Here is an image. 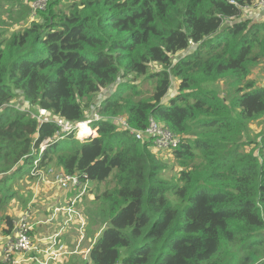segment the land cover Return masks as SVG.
<instances>
[{
	"label": "trees",
	"instance_id": "1",
	"mask_svg": "<svg viewBox=\"0 0 264 264\" xmlns=\"http://www.w3.org/2000/svg\"><path fill=\"white\" fill-rule=\"evenodd\" d=\"M253 2L73 0L63 16L50 1L37 13L43 24L0 40V214L14 187L54 163L82 183L113 184L95 189L85 216L104 228L81 264H264V159L242 150L249 125L264 121V86L248 80L264 64V22L241 18ZM140 78L153 82L148 98ZM222 80L234 90L228 102L209 87ZM116 84L85 141L59 133L57 118L85 124ZM18 94L52 120L18 110ZM117 118L137 132L153 119L181 138L176 181Z\"/></svg>",
	"mask_w": 264,
	"mask_h": 264
},
{
	"label": "rangeland",
	"instance_id": "2",
	"mask_svg": "<svg viewBox=\"0 0 264 264\" xmlns=\"http://www.w3.org/2000/svg\"><path fill=\"white\" fill-rule=\"evenodd\" d=\"M34 1H28V0H0V40H8L11 36L18 32H22L25 28L30 27L33 23L43 24V21L41 16H33L32 14H29V7L28 5L32 6L35 2ZM52 2L55 4L52 7V10L57 15H63L67 16L70 13V8L73 4V0H52ZM47 2L46 6L43 10L47 8ZM259 10H249L244 11L241 18H245L248 20H251L252 22H262L264 20H261V16L264 14V10L257 8ZM261 10V11H260ZM29 15V16H28ZM31 21H30V19ZM35 20V21H34ZM34 21V22H32ZM185 53L178 54L174 57L173 60H176L183 56ZM158 65H151L150 69L152 71H156ZM128 80H131L132 78H127ZM248 80H253L256 82L255 84H259L260 86H264V64L258 65L256 68H254L251 72L250 77ZM178 81V80H177ZM176 79H172V88L177 84ZM121 82H125V80H120ZM136 89L139 94H141L142 98H148L151 95L152 89H153V82L148 80L147 78H140L137 79L136 82ZM230 82L227 80H222L219 82H216V84H211L209 87L216 91V93L220 96V98L224 102H228V100L234 96V90L230 88ZM117 84L110 87L107 90H103L99 94V96L96 98L95 102L92 104L91 109L86 111V126L89 128V124L87 123L94 120L95 117H98L95 108L98 104H100L101 100L108 95L114 92ZM173 94V89L171 90V87L169 88V91L166 95V98L169 97V95ZM175 95V94H174ZM173 95V96H174ZM230 95V97H229ZM229 97V99H228ZM172 98V97H169ZM13 105L20 111L26 112L31 118L38 120L39 122L43 121L44 119L52 120L51 116H49L46 112L45 116L41 112L42 110H39L38 108H34L29 106L24 100L22 99L21 95L18 94V97L13 100ZM81 124V123H80ZM84 124V123H83ZM80 126L78 127L77 132L75 133V139L78 141H85L86 139H82L79 134ZM264 135V121H256L249 125V129L247 130L245 136H244V143L246 146L242 148L243 151H253L254 156L259 158L263 157L264 159V138L262 136ZM77 136V137H76ZM93 136V135H92ZM44 144H42L40 147H42ZM262 152V153H261ZM173 154V153H172ZM171 154V156H172ZM169 157L166 154H164V158H159L160 164L165 166V169L162 171V176L165 180L168 181H176L177 174L179 171V168L177 166V162L173 159V157ZM35 162H33L34 165ZM47 168L53 169L55 172H60L61 169L54 165V163H50ZM43 167V168H46ZM27 167H25V170ZM77 175V174H75ZM32 179L24 178V181L22 184L18 187H14L15 190V196L11 200L10 204L7 206V208L0 214V236L2 234V231L7 228V225L5 224L4 217L8 215L7 218L12 220V224L14 225L15 220L18 217V213H20L22 210L25 211L27 208L34 209L33 203H30L29 199L31 196L28 197V200L26 202L25 199L27 195L30 192H38L39 194H42L44 191L49 190L50 194L52 196V200L54 202L62 203L66 200L73 199L74 192H61L60 189L57 186H54L52 184H47L46 182L52 183L53 179L51 178H43V180L39 179L38 174H33L31 177ZM113 187V184L108 181L107 183H102L100 185H94V188L90 192L89 196L82 201V206L80 210L85 212L88 211V208L91 207V201L94 200V197L97 195L95 192V189L99 190V193L106 189H111ZM92 188V186H91ZM29 201V202H28ZM35 201V198H33V202ZM28 202V203H27ZM12 205V208H11ZM82 217L85 219V222H81L79 225V229H74L72 232H69V236L74 239V241L70 242L66 246L64 256H59L57 258H54L50 264H68L70 262L74 264H81L84 262L90 263L89 254L92 246L94 245L96 239L99 237V235L102 232V229L104 226H93L89 228V221L88 217L81 214ZM98 220V219H96ZM44 221L42 219H37L35 222ZM85 225V226H84ZM54 228V227H53ZM56 228V227H55ZM59 227H57L58 229ZM88 231L92 233L91 237H88ZM66 237V235H64ZM1 248V244H0Z\"/></svg>",
	"mask_w": 264,
	"mask_h": 264
},
{
	"label": "built area",
	"instance_id": "3",
	"mask_svg": "<svg viewBox=\"0 0 264 264\" xmlns=\"http://www.w3.org/2000/svg\"><path fill=\"white\" fill-rule=\"evenodd\" d=\"M50 1L52 0H38L32 6L28 5L31 9V19L38 12L44 11L46 2ZM257 8L264 10V0H254L252 6L245 8V11L259 10ZM41 112L45 116L46 112L43 110ZM94 120H98V117H95ZM45 122H49V120L44 119L41 121V123ZM54 122L59 128V133L62 134L78 130L80 125L73 127L70 123L59 118ZM90 123L87 124L90 125ZM115 123L120 130H128L136 140L149 143L153 151L161 156L160 158H164V154L170 157L181 144L179 136L173 134L153 119L149 120L147 128L142 132L132 130L122 118L115 119ZM36 174H38L40 180H43L44 177H52V183L46 182L47 184L57 186L62 192H74V198L66 200L65 205L54 208L50 219L45 222H35L38 216L35 215L34 209L27 208L22 211L15 220L11 233H2L0 236V264H50L54 258L66 255L65 250L68 243L67 240L64 241L67 238L64 235L72 232V229H79L80 223L85 222L77 205L81 204L83 197L89 195L90 183H82L78 175L68 176L63 172H55L51 168L48 169V172L36 170ZM58 215L64 216L65 219L61 218L59 222L60 218L56 220ZM53 221H57L58 229L57 227L54 228L47 235H38L36 233L40 226L51 225Z\"/></svg>",
	"mask_w": 264,
	"mask_h": 264
},
{
	"label": "crops",
	"instance_id": "4",
	"mask_svg": "<svg viewBox=\"0 0 264 264\" xmlns=\"http://www.w3.org/2000/svg\"><path fill=\"white\" fill-rule=\"evenodd\" d=\"M260 19H261V20H264V14L261 16ZM262 22H264V21H262ZM256 85H257V84H256ZM257 86H260V85L258 84ZM261 86H262V85H261ZM176 88H177V84H175V86H174L173 88L171 87V89H173V94H171V95H169V96H172V95L175 94ZM91 186H92V188H91ZM93 188H94L93 183H90V192L92 191ZM60 191H61V190H60ZM61 192H62V191H61ZM89 194H90V193H89ZM74 195H75V193L73 194V197H74ZM29 196H31V198L29 199L30 203H33V204H34L33 208H34L35 215H37L39 219L44 220L43 222L48 221V220L50 219V217H51V215H52V213H53L54 208H56V207H58V206H63V205H65V203L67 202V201H64V202H62V203L54 202V201L52 200L53 198H52V196H51L49 190L44 191L42 194H39L38 192H30V193L27 195V197H26V199H25L24 202H26V201L28 200V197H29ZM88 196H89V195H88ZM88 196L83 197L84 199L82 198V201L85 200ZM33 198H35V201H34V202H33ZM29 201H28V202H29ZM28 202H27V203H28ZM81 203H82V202H81ZM81 206H82V204H78V205H77V207H79V208H81ZM22 211H23V210H22ZM22 211H21V212H22ZM21 212L17 214L18 217L20 216ZM80 213L83 214V215H85V214H84L85 212H83L82 210H80ZM6 216H8V215H6ZM18 217H17V218H18ZM58 218H60V219L58 220L59 222L61 221V218H63V220L65 219V217L62 216V215H58V216L56 217V220H57ZM56 224H57V221H55V222L53 221V222H51V225H45V226H42V227L40 226V227L37 229L36 233H37L38 235H47V234H49V233H50L55 227H57ZM53 227H54V228H53ZM72 230H74V229H72ZM66 236H67V238L64 239V241L67 240V243H70L71 241H72V242L74 241V239L71 238V237L69 236V233H68Z\"/></svg>",
	"mask_w": 264,
	"mask_h": 264
},
{
	"label": "bare ground",
	"instance_id": "5",
	"mask_svg": "<svg viewBox=\"0 0 264 264\" xmlns=\"http://www.w3.org/2000/svg\"><path fill=\"white\" fill-rule=\"evenodd\" d=\"M88 125V124H87ZM80 126V131H79V134L80 135H83L81 136L82 138H84L85 136L89 135L91 133V129H88V127L86 126V124H82L79 125ZM78 126V127H79ZM90 128V127H89Z\"/></svg>",
	"mask_w": 264,
	"mask_h": 264
}]
</instances>
